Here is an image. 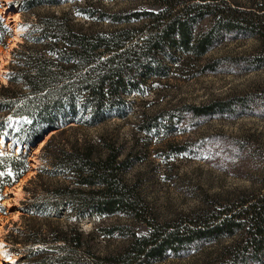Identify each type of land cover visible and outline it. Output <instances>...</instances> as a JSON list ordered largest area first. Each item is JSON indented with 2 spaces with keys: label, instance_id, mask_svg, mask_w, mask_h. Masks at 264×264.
<instances>
[{
  "label": "trees",
  "instance_id": "obj_1",
  "mask_svg": "<svg viewBox=\"0 0 264 264\" xmlns=\"http://www.w3.org/2000/svg\"><path fill=\"white\" fill-rule=\"evenodd\" d=\"M60 1L20 0L18 4L24 13L37 5L52 6ZM75 1L78 2L75 13L93 21L123 24L148 19L146 34L135 39L128 28L100 32L78 25L73 18L62 21L50 17L38 32L39 36L49 38H23L19 48L12 52L8 83L0 87V113L11 112L10 116L21 117L18 122L29 119L37 128L18 131L13 124V129H6L9 120L0 117V136L34 141L43 132L58 129L54 112L66 106L70 115L77 107L95 115L118 106L131 94L144 93V84L151 75H165L169 66L182 56L200 58L227 37L258 36L264 44V19H260L264 17V6L258 4L246 7L224 0H146L157 3L158 10L110 11L105 3L111 0ZM207 19L208 25H202ZM10 34L0 19V45L6 44ZM222 60L204 63L197 73L217 72ZM237 61L247 70L260 68L264 66V48L260 56L248 60L241 57ZM259 99L250 93L160 109L142 119L138 127L148 130L162 124L170 128L182 122L196 125L221 116L262 113L256 109ZM49 144L50 140L42 150ZM168 148L173 154L193 149L189 142L171 143ZM48 153L56 169L72 181V186L65 187L63 196L81 214H123L146 221V209L136 185L128 184L121 176L135 159L128 154L123 156L121 148L83 143L69 149L55 144ZM2 156L0 172L4 174L0 175L6 179L0 182V201L4 187L13 186L27 171V156L8 152ZM56 195H61L60 190ZM3 209L0 205V212ZM97 229L104 238L116 234L130 237V242L117 252L106 254H96L86 244L87 249L78 256L77 251L83 247L82 232L75 227L54 230L50 241L63 242V246L57 245L63 254L43 256L48 249L38 248L31 251L41 255L36 264H153L237 233L240 240L229 247L219 264H248L259 260L264 253V190L251 201L210 209L195 220L153 226L144 234H137L126 225ZM40 238H35L32 245L46 242Z\"/></svg>",
  "mask_w": 264,
  "mask_h": 264
},
{
  "label": "rangeland",
  "instance_id": "obj_2",
  "mask_svg": "<svg viewBox=\"0 0 264 264\" xmlns=\"http://www.w3.org/2000/svg\"><path fill=\"white\" fill-rule=\"evenodd\" d=\"M18 2L20 0H0V19L11 31L6 44L0 45V55L5 61L0 87L8 83L13 65L12 52L19 48L23 38H49L39 36L38 32L50 17L62 21L73 18L78 25L100 32L128 28L135 39L146 34L148 26V19L123 24L89 20L75 13L78 4L75 0H62L52 6L37 5L24 13ZM224 2L246 7L264 6V0ZM105 7L110 11H156L159 8L157 3L146 0H111L105 3ZM13 17H16L14 21ZM208 23L207 19L202 25ZM16 29L19 34L12 46ZM263 46L258 36L227 37L200 58L181 55L165 75L148 78L144 93L131 94L118 106L100 110L95 115L84 112L81 107L70 115L66 106L54 112L58 117V129L45 131L34 141H20L8 135L7 143H0V162H4L3 152L17 154L18 149V154L27 156V171L16 184L5 186L1 193L0 205L4 209L0 212V256L5 257V264H36L41 255H34L36 252L31 251L38 248L48 249L42 253L43 256L63 254L57 245L63 246L64 243L50 241L54 230L66 231L75 227L82 232L83 247L77 251L78 256L83 255L86 244L91 245L92 252L106 254L128 245L130 237L114 234L104 238L98 232V226L126 225L135 233L144 234L153 226L195 220L210 209L227 208L241 200L251 201L263 192L264 99L259 97H264V66L247 70L237 61L241 57L248 60L260 56ZM6 52L8 55L5 57ZM218 58L223 60L217 72L197 73L204 63ZM250 93L259 99L256 109L262 113L221 116L196 125L182 122L170 128L162 124L148 130L138 127L142 119L160 109L188 103L203 104L217 98ZM10 113H0L2 119L9 120L6 129H13V124L18 131L37 128V124L29 119L18 122L21 117L15 118ZM91 115L96 120L94 123ZM48 140L49 146L42 150ZM185 142L192 145L191 151L173 154L168 148L171 143ZM83 143L99 144L103 148L115 145L121 148L123 156L128 154L135 159L121 176L128 184L136 185L146 209V221L123 214H81L78 207L65 199V187L72 186V181L56 169L48 151H52L55 144L71 149ZM0 176V182L6 179L4 175ZM19 184V193L15 195L14 187ZM57 190L61 195H56ZM39 236L46 242L32 245ZM239 240L240 234L237 233L205 243L182 256H169L153 264H219L229 247ZM248 264H264V253L259 260Z\"/></svg>",
  "mask_w": 264,
  "mask_h": 264
},
{
  "label": "bare ground",
  "instance_id": "obj_3",
  "mask_svg": "<svg viewBox=\"0 0 264 264\" xmlns=\"http://www.w3.org/2000/svg\"><path fill=\"white\" fill-rule=\"evenodd\" d=\"M12 17V16H11ZM15 18L16 17H13L12 19V21H14L15 20ZM14 36H13V38H12V41H11V43H12V46L15 44V42H16V40H17V36H18V34H19V30L18 29H16L15 31H14ZM5 57L8 55V53L6 52L5 54ZM0 61H1V63H0V79L2 78L3 79V77L1 76L2 74V68H3V64H4V60L2 59V57H1V55H0ZM5 80V79H4ZM4 82V81H3ZM10 138L9 137H6V136H0V143L1 144H3V143H7V140H9ZM16 153L18 154V149L16 150ZM20 185L21 184H19V185H16L15 187H14V190H13V192H14V194L15 195H18V193H19V188H20ZM5 261H6V259H5V257L3 256V255H1L0 256V264H5Z\"/></svg>",
  "mask_w": 264,
  "mask_h": 264
},
{
  "label": "water",
  "instance_id": "obj_4",
  "mask_svg": "<svg viewBox=\"0 0 264 264\" xmlns=\"http://www.w3.org/2000/svg\"><path fill=\"white\" fill-rule=\"evenodd\" d=\"M48 132V131H47ZM15 184V183H14Z\"/></svg>",
  "mask_w": 264,
  "mask_h": 264
}]
</instances>
